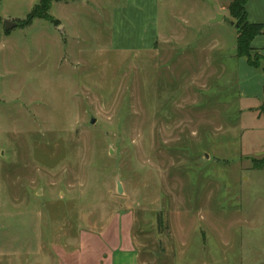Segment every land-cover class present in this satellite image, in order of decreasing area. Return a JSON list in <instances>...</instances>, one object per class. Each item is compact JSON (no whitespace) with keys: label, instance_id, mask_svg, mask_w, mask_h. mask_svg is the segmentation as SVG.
I'll list each match as a JSON object with an SVG mask.
<instances>
[{"label":"rangeland","instance_id":"374dc122","mask_svg":"<svg viewBox=\"0 0 264 264\" xmlns=\"http://www.w3.org/2000/svg\"><path fill=\"white\" fill-rule=\"evenodd\" d=\"M231 1L160 0L175 40L152 52L115 50L96 12L0 26V246L128 215L141 264H264V74L235 55Z\"/></svg>","mask_w":264,"mask_h":264},{"label":"crops","instance_id":"0c3cea01","mask_svg":"<svg viewBox=\"0 0 264 264\" xmlns=\"http://www.w3.org/2000/svg\"><path fill=\"white\" fill-rule=\"evenodd\" d=\"M38 2L39 0H0V26L4 27V23L9 21L14 24V27H17V20L25 19ZM119 3L121 5L113 9V1H106L105 7L110 6L111 11L113 10L109 16L103 13L105 9L102 0L53 2L49 9V15L59 22L57 27L62 28L61 24H67L62 21L70 20L68 22L73 23L78 13L96 12V18L99 17L109 22V37L111 46L115 50L152 52L155 51L156 45L161 42V39L164 44L169 43L171 49V42L175 40V31L170 33L166 31L161 36L157 19L160 0H120ZM247 3L245 8L248 21ZM164 8L165 10L168 8L167 10L170 11L171 5L166 4ZM37 21L41 20L36 19L26 27L32 26ZM256 37L252 40L251 47L261 51L260 54L264 56V43L257 41ZM242 59L247 64L246 59ZM247 66L249 65L247 64ZM258 68L263 69L262 67ZM263 86L264 81H260L261 94L258 95L257 92L255 96L259 105L263 97ZM243 96L244 98L248 97ZM132 222V218L127 215L122 217L119 222L117 221L97 233L80 231L76 237L71 235L61 241H58L55 233L53 241L48 242L39 235L37 238L39 240L34 243L28 242L23 246H0V264H141L139 246H134L131 231ZM44 251L48 254H43ZM30 253L35 255V260L32 263L27 260Z\"/></svg>","mask_w":264,"mask_h":264},{"label":"trees","instance_id":"16d2710c","mask_svg":"<svg viewBox=\"0 0 264 264\" xmlns=\"http://www.w3.org/2000/svg\"><path fill=\"white\" fill-rule=\"evenodd\" d=\"M66 0H39V2L31 9V11L26 15L25 19L20 22L23 27L29 26L34 20L40 19L48 21L54 26H58L59 22L52 19L49 15V9L53 2H61ZM246 3L247 0H233L228 5V13L232 20H234V27L236 30V46L235 55L238 58H245L249 66L258 68L259 62L255 58L262 57L264 61V56L260 54L258 50L251 47L252 40L259 35L264 34V24H250L247 21L246 13ZM7 33V32H6ZM253 53V54H252ZM252 56L255 58L253 59ZM264 74V67L262 69ZM262 103L259 109L260 114L264 115V86L262 91ZM264 168V162H257L253 164V169L260 170Z\"/></svg>","mask_w":264,"mask_h":264},{"label":"water","instance_id":"95a60500","mask_svg":"<svg viewBox=\"0 0 264 264\" xmlns=\"http://www.w3.org/2000/svg\"><path fill=\"white\" fill-rule=\"evenodd\" d=\"M14 27V24L12 23V22H9V21H6L5 23H4V31L5 32H8L9 30H11L12 28ZM91 124H93L94 123V119H91ZM121 186H120V184H117V192L118 193H121Z\"/></svg>","mask_w":264,"mask_h":264}]
</instances>
